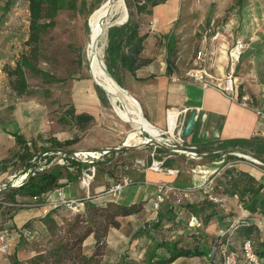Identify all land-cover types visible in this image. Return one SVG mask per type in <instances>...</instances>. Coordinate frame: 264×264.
Returning a JSON list of instances; mask_svg holds the SVG:
<instances>
[{
	"label": "rangeland",
	"instance_id": "obj_1",
	"mask_svg": "<svg viewBox=\"0 0 264 264\" xmlns=\"http://www.w3.org/2000/svg\"><path fill=\"white\" fill-rule=\"evenodd\" d=\"M7 1L9 2L10 0H0V6L3 7ZM104 1L105 0H76L75 10L62 11L56 17L54 27L43 36L38 48L37 57L33 60V65L36 69L38 68L41 71H45L61 79L62 82L49 85L42 84L39 76L34 75L33 72L24 68V74L29 88L36 92L33 96H16L10 89V79L3 70L5 65L15 67L22 54L27 57L30 56V47L26 44L29 34L27 2L26 0H11V2H9L10 4L8 3L9 6L7 9L3 8L0 10V150L4 149L0 156V160L11 159L13 153L16 151L13 138L9 134L15 130H18L24 138H28V141H36L37 150L41 146L50 147L48 141L52 137L55 138L58 136V138L63 141L66 137L72 138L75 135L78 137L81 135L80 131L75 129L74 126L69 124L63 125L58 119L64 116V111L68 108L67 106L70 105V92L73 84L79 91H83L84 95L86 91H90V87H93L90 84V81L93 82V80L90 75L89 67H87L88 60L86 57V46L89 34L87 23L91 10L97 8ZM179 1L181 0L169 4L173 9L174 16L178 15L179 17L177 22L172 24L169 23V25L166 24L165 27L155 30L162 32L161 37L171 33L176 39V55L170 54V56L172 58V63L175 60L177 62V66L173 64L174 68L177 67V74L183 75L185 71L195 67V56L204 46L207 54L213 51L214 53L211 56V60H207L206 58L202 65L210 67V69H208L214 75L221 74L218 77L221 78V83H223L226 77L225 73L227 72V58L225 55L217 54L215 50L221 46V43L226 41L225 38H229L230 46L233 44L235 45V43L232 44V40L234 39V41H236V38H238L243 45L238 64L234 69L237 90H241L243 93V98H241L239 102L255 110L264 119V0H232V11L229 13L226 12L225 14L219 12L217 18H214V13L217 9H221V7L227 5L225 0H213L211 6L208 8H205V5L210 0H187V8L189 10L186 13H181L182 10ZM124 3L127 13L128 9L133 13L136 12V0H124ZM239 7H242V11L244 10L242 20L240 19L239 22L248 23L243 30L242 28H236L237 22H229L230 18L234 15L235 19L238 21L240 14L238 11ZM141 19H143V22L148 28L152 25L149 21L150 19L148 20L146 17H142ZM254 19L256 21H253ZM211 20H213V22ZM228 23L229 26H227ZM110 24L113 23L110 22ZM216 34H219L218 38L213 41V43H209L208 38ZM229 34L234 36L232 40L231 36H228ZM204 36H206L207 40L203 43ZM107 43L106 32L104 62L106 59ZM234 45L232 47H234ZM172 56H174V59ZM115 71L117 75H119L123 87H131L130 77L126 78L128 75L127 72L123 71L119 65L115 67ZM107 97L106 93H104L107 104L103 106L106 108L105 114L108 115V118L106 117L105 119L109 121L111 119L117 120L125 124L126 130L122 135V144L126 143V136L135 132V129L131 124L123 122L117 117ZM75 99L78 103L83 105L82 109L89 114L98 112V107L93 101L96 99L94 96H92V98L91 96L85 97L86 101H84L82 96L76 97ZM67 120H69V118ZM3 121H5L6 129L2 127ZM108 123L109 122L104 121L101 122L99 127L97 125L93 126L89 139L93 142H102L104 137H111L110 133L112 132L109 131L110 128ZM138 135L139 137H144L140 133H138ZM129 146L133 151L129 152L125 150L126 153H129L127 156L124 155V158H128L129 160H125L126 163H122L120 167L111 164L108 166L107 162H113L115 156L122 153L121 151H118L117 154H106L104 157L94 160V167L92 168V164L85 163L81 158H73L70 152L76 150H72V147L69 146L57 148L56 150L53 149L45 156L39 154L38 158H34L31 162L36 167H43L51 163L52 166L63 165L62 167L68 168L69 172L74 175L76 171H80L81 175L76 181L80 185L84 177L83 173L86 174V171L89 169L93 173V180L89 189L91 195L93 193V185L97 186L102 184V182L104 183L106 191L111 186L106 182L109 178H112L110 184L120 182L123 177H127L131 183L134 181L133 171L136 170L131 169V163L135 158H146L148 156V149L145 150V146L147 145H143L139 141L131 142ZM144 150L147 153H144ZM57 152H61V154L59 155ZM63 153H65V155ZM160 154L162 155V157H160L161 159H164L170 154H176V157L172 158L175 161L174 166L179 170L180 175L184 177L185 180L187 177L189 181L194 175L202 176L204 174L208 181L213 180L222 169L231 165L241 170H255L258 173V177L264 179V166L256 165L252 161V158L239 154L231 155V157H225L224 155L196 156L185 151L184 153H174L171 149H166L165 153ZM9 165L10 168L7 170L9 173V176H7L9 178L7 177L6 180H4V184L0 187V191H4L12 184L17 185L16 183L20 181L21 176L24 175L16 172L15 167H12V162H10ZM125 166L129 168L125 169ZM110 167H112V169H109ZM188 184L189 183H187V185ZM131 186L124 188L122 194L133 192L134 188ZM150 188H153L156 192L155 187L151 186ZM82 191L81 194H78L79 197L74 199L85 197L86 190L82 188ZM72 192L73 188L63 190L64 196ZM145 194H147V190ZM120 197L117 201L121 202ZM171 198L174 200L172 202L174 204L172 205L177 207L187 200L188 197L181 193L179 197ZM15 199H18L17 201L20 200L18 197ZM7 203L10 204L13 203V201H7ZM17 203L18 202L14 205H18ZM146 204L147 213L139 216V222L143 226H147L149 223L154 222L157 214L159 212L164 213L169 206L164 204L160 211L153 216L150 215L155 213L151 208L152 201H147ZM15 207L17 211L13 216V222L16 230L22 229L30 221L37 222L47 209L39 205L24 208ZM6 212V209L0 208V216H2L0 218V225L5 219ZM59 214L60 216H68L70 213L62 209ZM258 225L261 226V224ZM259 229L262 238L264 237V226L262 225ZM165 230L164 232L162 229L161 231L158 230L155 232L151 229V233L159 239L180 240V245L183 247L192 248L194 246L191 237L185 234L189 233V231H185L182 226L168 228L166 232ZM33 231V236L31 238L19 239L17 244L9 247V250L0 252V264H27L28 257L31 253L34 250L42 249L45 242L41 228L38 230L34 229ZM209 233H217V229L214 233L211 230ZM136 234L139 236L142 235L139 232ZM205 243L206 242H201V244ZM149 246L150 245H147V247ZM122 254H124V252H122ZM100 261L101 264H105L102 262L103 257H100ZM123 264L133 263L129 261Z\"/></svg>",
	"mask_w": 264,
	"mask_h": 264
},
{
	"label": "trees",
	"instance_id": "obj_2",
	"mask_svg": "<svg viewBox=\"0 0 264 264\" xmlns=\"http://www.w3.org/2000/svg\"><path fill=\"white\" fill-rule=\"evenodd\" d=\"M166 1L136 0V12L133 13L128 9L127 22L108 29L105 59L107 72L121 88H123V84L115 67L119 65L123 71L134 75L140 67L149 62L148 59L141 56L144 51V42L149 36V28L141 18L146 17L149 20L152 9ZM9 2L7 1L3 7L0 6V10L7 9ZM26 2L29 19V34L26 44L30 47V56L22 54L15 67L10 65L3 67L5 74L10 79V89L16 96H33L36 93L29 88L24 68L39 76L42 84L62 82L61 79L36 69L33 60L37 57L43 36L54 27L55 19L59 13L76 9V0H26ZM95 9L93 8L91 13ZM173 43L174 40H171L170 37L168 39V52L170 53H174ZM171 65L172 63L167 65L168 73L172 72ZM95 91L100 102L103 105L107 104L104 92L96 85ZM237 96L239 102L243 96L241 90L238 91ZM67 107L64 116L58 119L63 125H72L78 131L83 132L94 121V118L89 114L76 113L71 104ZM2 127L6 129L5 121L2 122ZM9 134L14 139L16 151L11 159L0 160V172L3 173L10 168V162L18 174L27 173L29 169L34 170L36 166L31 161L38 158L39 154L66 146L71 147L79 140L77 135L64 141L52 137L48 141L50 147L41 146L37 150L36 141L26 140L18 130ZM234 148L246 151L264 161V138L226 140L218 144L214 150L224 151ZM158 152L165 153V150L159 149ZM229 156L231 157V155H225V157ZM163 164L167 168L173 166L172 161L168 158L164 160ZM80 175V171H76L74 175L69 172L68 168L54 165L49 169L36 171L34 175H28L20 187L1 192L0 198L2 202L13 201L14 203L15 201V203L24 204L36 196L43 202L42 200H45L51 192L63 186L61 182L63 178L73 182L77 181ZM183 194L188 197L187 200L177 207L168 206L164 213L157 214L154 222L139 229V233L147 237V245H150L142 259L143 264H172L179 258H198L200 264H220L216 258L210 259L211 247L215 244L219 231L227 229L237 217L241 218V222L230 235L232 246L229 249L239 254L242 243L250 239L253 242L255 254L264 264V237L261 238L256 222V220L261 221L264 217V179H256L249 171L237 169L231 165L222 169L214 177L209 188L196 189L191 193L183 192ZM18 195L23 199L17 201L18 199L15 198ZM120 195L104 205L87 201L84 210L79 212H72L61 205L51 208L41 220L45 230L43 248L34 250L27 260V264H100V257L106 253V238L110 229L118 228L121 218L138 214L142 209L141 204L118 203L117 199ZM4 208L7 212L5 219L1 222L0 229L6 227L8 230L14 231L16 228L12 223V217L17 209L7 206ZM62 209L70 214L60 216L59 213ZM179 226H182L185 231H189L185 234L191 237L192 243H194L192 248L181 246L180 240L159 239L151 233V229L155 232L161 231V229L164 232L166 229V232L168 228ZM213 226L215 230H218L216 234L213 232L215 235L209 233ZM23 228L30 229L26 226ZM89 236L93 237L94 245L92 251L86 252L84 243ZM201 242L206 243L201 244Z\"/></svg>",
	"mask_w": 264,
	"mask_h": 264
},
{
	"label": "crops",
	"instance_id": "obj_3",
	"mask_svg": "<svg viewBox=\"0 0 264 264\" xmlns=\"http://www.w3.org/2000/svg\"><path fill=\"white\" fill-rule=\"evenodd\" d=\"M174 1L177 0H167L166 3L160 4L152 9V15L150 18V23L152 25L149 27V36L144 42V51L142 52V58L148 59L149 62L140 67L134 75L127 72L126 78L130 77V85L131 87H127L123 89L126 91V93L135 100L142 112V115L144 119L153 127L158 129L159 131H167L168 128L170 129L173 127L174 123H176V117L178 116V123L186 125L191 111H195V125L194 130L191 133L190 136L187 138H183L184 140V146L185 147H195V148H205L209 147L214 149L218 144L222 143L226 140H232V139H251L253 137H261L264 138V119L258 115V113L247 107L245 104H242L238 102L237 95L238 90L236 86V90L234 93L235 100L229 98L228 96L222 94L216 87H207L203 88L200 85L192 82H173L172 78L175 75H182L177 74L176 70L177 67L174 68V66H177L176 60L172 63L171 62V56L170 54H175L176 47V39L172 36L171 33H168L164 35V37H161L162 32L161 31H155L159 30V28L165 27V25H169L172 23H176L179 19L178 15L174 16L173 9L170 7L169 4H173ZM227 5L225 7H221V9H217V13H214V18H217L219 16V12H222L225 14L226 12L229 13L232 11L233 7L231 6L232 0H225ZM170 2V3H169ZM213 0H210L205 5V8H208L211 6ZM187 0H181L179 1L180 7H181V13L188 12V4ZM242 7L238 8L239 11V19L238 21L235 19V15L230 18L229 22H237L236 28H243L248 25V23H243L242 21L239 22V20H242V15L244 10H241ZM241 10V11H240ZM263 11V10H261ZM213 22V20H211ZM248 21V20H246ZM253 21H256L255 19ZM154 26V27H153ZM229 26V23L227 24ZM219 34H216L215 36L208 38L209 43H213L218 38ZM228 36H232V34H229ZM171 37V40H174V53L168 52V39ZM225 38V37H224ZM166 39V41H165ZM226 41L224 43H221V46L215 50L217 54L225 55L227 58V72L233 68L235 69L238 61L233 62V52L234 49L237 46V43H240L238 38H236V41L234 39L232 40V44L235 43L234 47L229 45V38H225ZM207 40L206 36H204V41ZM234 41V42H233ZM238 41V42H237ZM237 42V43H236ZM165 43V45H164ZM243 46V45H242ZM201 51H205L207 60H211V56L213 55V52L206 51V48L203 46V48L200 49ZM166 53V55H165ZM176 55V54H175ZM174 55V56H175ZM241 55V53H240ZM174 56L173 59H174ZM240 57V56H239ZM176 59V58H175ZM168 63H172L171 68L172 72H167V65ZM174 64V66H173ZM210 69V67H208ZM126 72V71H125ZM211 72V71H210ZM213 74V73H212ZM221 75V74H219ZM218 74L214 75V78L216 79V83L221 84V78L218 77ZM226 76V75H225ZM91 86L90 91H86L85 95L83 91H79L77 87L73 84L71 88V95H70V104L74 107L76 113H86L85 110L82 109L83 105L78 103L76 101V97L82 96L84 101H86L85 97L94 96L96 99L93 100L95 104L98 107V112H95L94 114H89L94 118V121L90 124V127H88L85 131L80 132L81 135H79V140L76 144H74L72 147V150H99V149H106V148H116L119 147L122 144V135L126 130V126L124 123L117 121V120H107L108 115L105 114L106 108L103 106V104L98 99V96L95 91V85L92 81H90ZM243 98V96H242ZM171 116V117H170ZM173 119V120H171ZM169 120V121H168ZM107 121L109 122V131H111V137H104L102 142H93L91 139H89V135L91 133V129L93 126H98L101 124V122ZM183 126V128H184ZM11 136V135H10ZM12 137V136H11ZM13 138V137H12ZM57 140L61 141L58 136H56ZM26 140L28 138H25ZM71 139V137H66L64 140ZM14 141V139H13ZM150 151L152 147L145 148V150ZM4 150V149H3ZM3 150H0V156L3 152ZM144 150V151H145ZM127 151L131 152L132 149H128ZM122 153L119 155L116 152H111V154H117L115 156L114 161H108L107 165H120L123 163L125 164V160H129L128 158H124V155L127 156L125 150L121 151ZM144 153H147L146 151ZM149 153V152H148ZM159 159L162 157L160 153ZM176 154H170L167 157L168 160H171L173 163L172 168L165 167V170H178L175 168V161L172 158H175ZM125 161V162H124ZM52 167V166H51ZM109 169H112L110 167ZM253 176H256V179H260L261 177H258V173L255 170H248ZM133 178L134 181L132 182V186L134 188L133 192H129L127 194H121L120 199L121 202L118 201V203L121 204H141L142 209L138 214H135L133 216H129L126 218H121L119 221V227L118 228H111L108 232L107 238H106V253L103 256V263L105 264H123L124 262H132L133 264H143L142 258L145 255V252L147 251V237L145 235H137L136 233L139 232V229L143 227L142 224L139 222V216L147 213V201H153L155 196V191L152 187H155V185L158 182L168 183L170 185L173 184L174 187H177L182 190L187 189H201L205 183L208 181V179L205 177V174L202 176L194 175L191 177V180L189 181L186 177V180L184 177L178 174H167V173H157V172H146V173H137L136 171H133ZM136 172V173H135ZM9 176L8 171L7 172H0V187L4 184V180ZM109 177V176H108ZM9 178V177H8ZM112 181V178H109L108 185ZM63 183V186L60 187L63 190L65 189H71L73 188V192L71 194H67L66 197L68 198H76L79 197L78 194H81L82 187L81 185L76 181H66L65 178L61 180ZM191 182V183H190ZM187 183H189L187 185ZM93 193L91 194V199L89 200V203H95V204H101L104 205L106 202L112 201L113 198L106 194L105 192V186L104 183L99 184L97 186L93 185ZM147 190V194H145V191ZM179 195L176 192H170L166 196L165 205L171 206L174 200L171 197H179ZM19 199H23L21 196H17ZM150 198V199H149ZM42 208H47L44 211V215L48 213V211L51 209L48 206L40 205ZM1 209H5L4 207L0 206ZM4 211V210H3ZM16 212L13 213V216ZM157 213L150 214V215H156ZM149 215V214H148ZM41 216L37 222L30 221L26 227H29L32 232H34V229H40L41 232L44 235V226L41 222L42 217ZM2 216H0L1 218ZM152 218V217H150ZM154 220V219H153ZM12 223L15 226L13 222L12 217ZM261 226H264V217L261 220ZM29 225V226H28ZM259 228L261 227L258 225ZM25 227V226H24ZM213 232L215 231L214 226L211 229ZM218 231V230H217ZM216 234V233H215ZM19 239H24L17 237L16 235H13L10 240V246L17 244ZM94 245V239L92 236H89L85 243L84 247L86 248V252H90L93 249ZM142 247V248H140ZM134 248V249H131ZM132 250V251H131ZM124 252V254H122ZM33 253V252H32ZM31 253V255H32ZM30 255V256H31ZM28 257V259L30 258ZM101 264V261H100ZM172 264H200L198 262V258H179L176 261H174Z\"/></svg>",
	"mask_w": 264,
	"mask_h": 264
},
{
	"label": "built area",
	"instance_id": "obj_4",
	"mask_svg": "<svg viewBox=\"0 0 264 264\" xmlns=\"http://www.w3.org/2000/svg\"><path fill=\"white\" fill-rule=\"evenodd\" d=\"M242 43H237L236 48L233 52V62H237L242 51ZM207 56L205 51L199 50L195 56V67L188 69L183 73V75H175L172 80L173 82H192L200 85L203 88L207 87H216L222 94L228 96L231 99H234V93L236 90V79L234 77V69L231 68L228 73L226 74L225 80L223 83L218 84L216 83V79L214 78L213 74L210 72L208 67L203 66L202 64L205 62ZM235 100V99H234ZM259 115V113H258ZM178 116L176 117V123H174L173 127L170 129L168 128L167 131H160V140H156L157 142L151 143L148 141L142 142L143 145L149 143L148 147H152L150 151H148V156L146 158H135L134 161L131 163V169H134L138 172L146 173L147 171L157 172V173H167V174H178L179 170H165L164 167V159H159V149H163L166 152V149H171L174 153H184V151L180 147L184 146V140L182 137V130L184 124L178 123ZM146 138V137H143ZM125 144V143H123ZM126 145V144H125ZM127 146V145H126ZM129 146H127L128 148ZM103 150L102 152H95V151H82L77 150L74 151L72 154L73 158H81L85 163L92 164V168L94 167V160L100 159L104 157L106 154H110L107 150ZM118 151H116L117 153ZM48 153H44L43 156L47 155ZM57 154H61V152H57ZM65 155V153H63ZM252 161L256 165H260L258 161L252 159ZM52 166L51 164H46L43 167H35L34 170L29 169L27 173H24L21 176L20 181L17 185L12 184V186H20L26 180L27 175H34L36 171H43L49 169ZM63 166V165H62ZM128 169V166L124 167ZM89 170V169H88ZM86 171L87 173H83V179L81 180L82 188L86 190V196L81 199H74L68 198L64 196L63 189L57 188L53 192H51L46 199L41 202L39 197H32L31 199L27 200L24 204L14 205L15 203L8 204L7 202H2L0 199V206L4 207H14L19 208L24 207H32L35 205H45L50 208H54L56 206H63L66 209L72 212H79L84 210L85 204L87 201L91 199V195L89 192L90 184L93 180V173L92 171ZM213 180H209L205 183L202 187L204 189L209 188L210 184ZM132 183L127 177H123L120 182L113 183L105 192L109 194L113 199L117 198L124 188L130 186ZM156 193L154 199L152 201L151 208L155 213H158L162 208L163 204L165 203L166 196L170 192H176L181 194L183 192H193L194 189H187L182 190L168 183L158 182L155 185ZM201 188V189H202ZM241 222V218H235L232 223L227 227L225 230H220L218 233V237L215 241V244L211 247V253L209 255L210 259L216 258L220 264H263V262L258 258L255 254L253 249V242L250 239L245 240L241 247L240 253L238 254L236 251H233L230 248L232 246V242L230 241V235L236 230L237 226ZM257 224H260L261 221L256 220ZM13 235L17 237L28 239L33 236L32 230L28 228H22L19 230L10 231L6 227L0 229V252H6L9 250L10 247V240Z\"/></svg>",
	"mask_w": 264,
	"mask_h": 264
},
{
	"label": "bare ground",
	"instance_id": "obj_5",
	"mask_svg": "<svg viewBox=\"0 0 264 264\" xmlns=\"http://www.w3.org/2000/svg\"><path fill=\"white\" fill-rule=\"evenodd\" d=\"M125 8L124 0H111L110 2L105 0L90 14L87 23L89 34L86 57L88 60L87 67H89L91 76L105 89L114 113L123 122L131 124L135 129V132L126 136L125 144L129 146L134 141H139L140 143L148 141V137H153L158 141L161 139V134L158 129L144 119L138 103L121 90L106 70L104 62L106 32L115 23L124 22L126 19ZM110 22L113 24H110ZM141 129L146 132L148 137H139L138 133H140Z\"/></svg>",
	"mask_w": 264,
	"mask_h": 264
},
{
	"label": "water",
	"instance_id": "obj_6",
	"mask_svg": "<svg viewBox=\"0 0 264 264\" xmlns=\"http://www.w3.org/2000/svg\"><path fill=\"white\" fill-rule=\"evenodd\" d=\"M110 1L111 0H108V2H110ZM127 19H128V13H127V10H126V19L124 20V22L117 23L114 26H121V25H123L124 23L127 22ZM90 75H91V73H90ZM91 78H92L94 84L97 87H99L104 93H106L105 89L103 87H101V85L99 83H97L92 76H91ZM121 90L124 91V92H126L122 88H121ZM195 115H196V112L195 111H191L190 117H189L186 125L184 126V128L182 130V137L183 138H187L193 132L194 125H195ZM140 134L143 135L144 137H148V135L146 134V132L143 129L140 130ZM148 138H149L150 144L157 142L156 139L153 138V137H148ZM150 144L149 143H146L145 145H147V146H145V148H147ZM128 148L131 149L130 146ZM128 148H127V146L125 144H122L119 147H116V148H108L107 150L111 153V152H116V151L128 150ZM180 148L183 151H185V152H187L189 154H192V155H196V156H209V155H224L225 156V155H238L239 154L241 156L250 157V158L258 161L261 166H264V161L263 160H260V159H258L256 157H254L252 154H250V153H248L246 151H243L241 149H238V148L228 149V150H224V151L223 150H214V149H204V148L201 149V148H195V147H180ZM103 150H105V149H99V150H82V151H86V152L87 151H89V152L90 151L102 152ZM73 152L74 151H71L70 154L73 153ZM27 177H28V175H27ZM20 186H18V187H20ZM18 187L11 185V186L7 187V189H5L4 191L9 190V189L18 188ZM1 192H3V190L0 191V193Z\"/></svg>",
	"mask_w": 264,
	"mask_h": 264
}]
</instances>
